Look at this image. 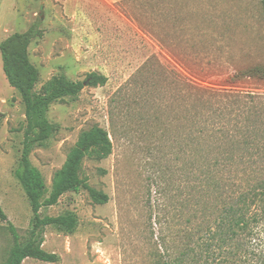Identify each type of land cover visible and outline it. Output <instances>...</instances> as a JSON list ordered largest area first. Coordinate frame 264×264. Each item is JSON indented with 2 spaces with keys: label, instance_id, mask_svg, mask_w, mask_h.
<instances>
[{
  "label": "rangeland",
  "instance_id": "374dc122",
  "mask_svg": "<svg viewBox=\"0 0 264 264\" xmlns=\"http://www.w3.org/2000/svg\"><path fill=\"white\" fill-rule=\"evenodd\" d=\"M33 24L42 32L28 46L36 91L60 74L80 81L98 72L107 81L51 104L47 117L57 129L31 150V164L49 191L81 131L105 129L112 151L102 160L85 157L80 170L108 201L97 204L81 188L41 207V217L70 213L76 226H45L41 247L56 260L22 264H264V202L251 204L246 228L224 240L218 226L220 209L236 203V184H264V152L255 162L226 157L237 151L228 143L237 120L234 99L223 95H264V80H228L239 68L264 65V0H0V42ZM214 100L225 117L209 121ZM25 129L24 103L0 56V206L7 215L0 264L13 243L9 223L22 244L32 228L15 176ZM215 158L220 163L209 166Z\"/></svg>",
  "mask_w": 264,
  "mask_h": 264
},
{
  "label": "trees",
  "instance_id": "16d2710c",
  "mask_svg": "<svg viewBox=\"0 0 264 264\" xmlns=\"http://www.w3.org/2000/svg\"><path fill=\"white\" fill-rule=\"evenodd\" d=\"M37 36H42V32L38 29L37 24H33L26 31L15 32L0 42L2 71L9 85L19 92L25 106L26 129L22 155L15 176L19 180L33 212L30 236L23 244L20 243L15 226L9 223L13 243L3 264H22L26 258L42 261L56 260L54 254L47 253L41 247L44 228L50 225L72 232L76 226V218L70 213L41 217L39 214L41 207L52 206L63 194L81 188L87 190L91 200L97 204H104L108 201V195L91 187L84 178L80 177L85 157L102 160L111 153L112 143L105 129L93 125L88 130L80 132L64 163L54 172L49 191L41 172L29 160L31 150L43 145L57 129L56 125L51 123L47 117L51 104L67 97L75 99L85 86H102L107 81V77L98 72H89L80 81H72L65 74H60L51 77L42 85L40 91H36L39 71L29 59L28 46ZM246 78L264 80V65L252 64L239 68L228 77V80L230 83H235ZM212 93L218 94L215 91ZM223 95L234 99L229 100L233 105L230 114L235 115L237 120L233 122V132L228 139L229 144L236 142L234 146L237 151L229 152L226 157L228 160L234 161L238 154L239 157L255 162V155L264 152V95H253L247 98H240L241 96L235 93H223ZM216 103L218 106L212 112L205 113L206 116H209V121H217L225 117L224 111H220L224 105L223 102L219 100ZM218 107L219 109H217ZM220 131L223 133L229 129L221 128ZM216 135L218 136V134ZM218 163L220 160L215 158L207 164L217 166ZM207 180L211 181V179ZM219 182H217L218 187L223 188ZM263 185L254 186L249 190H243L240 185H235L239 193L234 201L236 203L223 207L219 212L218 226L220 234L222 232L220 239L224 240V235L229 236V232L233 233L237 227L246 228L248 225L246 213L251 204H255L257 201L264 202ZM0 220L7 221V215L1 206ZM163 264L172 263L165 261ZM175 264H182L181 259L177 260Z\"/></svg>",
  "mask_w": 264,
  "mask_h": 264
},
{
  "label": "crops",
  "instance_id": "0c3cea01",
  "mask_svg": "<svg viewBox=\"0 0 264 264\" xmlns=\"http://www.w3.org/2000/svg\"><path fill=\"white\" fill-rule=\"evenodd\" d=\"M36 2V0H34ZM39 1V4L42 6L45 4V2H47V0H38ZM70 2H73V0H69ZM90 1V0H87V2ZM91 1H94V0H91ZM98 1V0H96ZM105 3H107L109 6H113L114 4L116 3H119L120 1L122 0H101Z\"/></svg>",
  "mask_w": 264,
  "mask_h": 264
},
{
  "label": "water",
  "instance_id": "95a60500",
  "mask_svg": "<svg viewBox=\"0 0 264 264\" xmlns=\"http://www.w3.org/2000/svg\"><path fill=\"white\" fill-rule=\"evenodd\" d=\"M42 8V7H41ZM40 17H43L42 12H40Z\"/></svg>",
  "mask_w": 264,
  "mask_h": 264
}]
</instances>
